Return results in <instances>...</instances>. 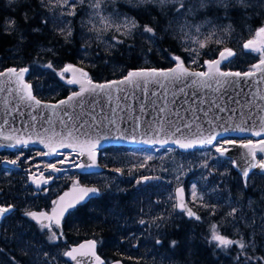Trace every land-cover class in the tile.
<instances>
[{"label":"water","instance_id":"water-1","mask_svg":"<svg viewBox=\"0 0 264 264\" xmlns=\"http://www.w3.org/2000/svg\"><path fill=\"white\" fill-rule=\"evenodd\" d=\"M249 40H256L259 44L261 40H264V36L256 37L255 31L254 36L248 38L245 43ZM226 48L231 49L234 55L221 59L220 53ZM235 55L236 51L233 48L225 46L213 58L204 59V69H193L180 58L183 68L187 69L188 73H210V76L207 77L184 75L176 78L172 74L134 77L130 82L110 84L104 90L85 92L65 104H60L59 101H67L73 92H79L81 87L79 83L68 84L74 89L56 100L39 98L31 87L32 96L35 97V100H31L27 99V91L14 76L11 78L7 75L0 77V149L13 150L21 146H34L43 151L40 155L42 158H51L60 151H68L76 156L75 170L94 173L102 170L99 162V150L111 145L173 146L181 151H189L203 146H211L223 137L249 138L235 141L234 144H224V147L228 148V152L224 156L231 158L232 165L233 161L239 162L238 166L233 165V168L239 172L244 182L241 169L250 157L247 156L248 149L242 145L249 140L254 145L264 140V131H262L264 128V66H260L259 70L223 69L222 63L229 61ZM208 61H220V63L210 65L206 63ZM259 64L260 59L254 63V65ZM66 65L73 66L72 69L64 73L67 74L66 81L69 79L84 81V86L88 87L86 83L88 79H91L93 84H108L111 81H122L129 71L175 68L176 61L168 67L131 68L120 77L103 81L93 80L89 75L82 76L79 71L75 70L82 69L88 74L87 70L73 62L63 64L61 71ZM8 68L28 69L27 66H7L0 72H5ZM249 71L254 72V75L227 77L220 75V73L243 74ZM28 72L29 69L25 72L23 81L32 86L27 79ZM36 100H39L40 103L36 104ZM256 132H259L260 135H254ZM212 133H215L216 137L212 144L194 143L192 147L182 148L176 142L177 140L185 143L198 141L210 137ZM149 140L152 143H148ZM50 148H56V152L45 155L44 153H48ZM90 156H94L95 163ZM256 160H264V153L257 151ZM3 162L5 165L13 164L7 159ZM50 170L54 172L51 168ZM262 171L264 170L259 167L253 168L250 170L249 176L253 172L261 174ZM35 172L28 173L27 180L35 190H40L48 185L49 180L44 172L38 175ZM44 180H47V183H44ZM80 188L95 187L82 184L71 185L64 192L58 194L54 200L57 201V205H53L50 210L32 212H44L51 215L54 207L72 203L80 194ZM178 188L183 189L180 196L177 195ZM65 193L68 195L65 196ZM94 195L95 193L89 194L75 206L88 201ZM60 197H65V199L61 201ZM179 200H182L187 208L194 212L193 207L188 203L185 189L180 185L175 188V204ZM72 208L65 211L64 215ZM177 209L187 218H194L189 217L186 211ZM6 214L0 216V221ZM63 217L60 218L61 221ZM33 220L37 222L35 219ZM44 222L47 223V221ZM57 228L61 229V222ZM87 241L96 242L94 238H84L71 243L65 252L78 248L81 244L86 245L83 251L89 252ZM94 252L105 264V259L97 252V242ZM77 258L81 264H97L95 257L90 254L83 257L78 255ZM65 259L70 264H76V261L70 257L65 256ZM117 262L124 264L120 258L113 259L107 264H117Z\"/></svg>","mask_w":264,"mask_h":264},{"label":"trees","instance_id":"trees-1","mask_svg":"<svg viewBox=\"0 0 264 264\" xmlns=\"http://www.w3.org/2000/svg\"><path fill=\"white\" fill-rule=\"evenodd\" d=\"M102 3L108 10L128 15L137 22L139 27L133 30L130 35H124V27L117 31L112 27L98 28L89 25L83 19L85 7L82 4L80 8L76 7L74 14H65L67 19L65 22L68 26L63 29L59 21L62 16L64 18L65 7L58 5L55 1L15 0L10 3L9 0H0V70L7 66H27L29 69L27 78L32 84L34 94L43 97L46 88H42V92H40L38 85H48L49 88L57 89L56 94L49 97L56 100L66 95L70 88L66 82L61 81L60 75L61 67L67 62L80 64L93 80L103 81L120 77L135 67L171 66V54H180L186 58L176 29L171 26L173 19L177 16L174 8L166 9L162 13L156 6L137 7L130 0H102ZM249 5L247 9L233 6L227 11V14L222 8L216 7L199 9L195 12V19L207 18L214 25V32L206 34L203 38L204 41L199 44L197 53L199 67L202 60L216 56L224 44H233L231 41L233 38L243 41L249 37L254 27L264 24L263 9L256 7V4ZM9 20L15 21L14 29H8L7 22ZM145 25L155 30L154 40L148 39L151 34H141L144 32ZM61 29H63V33ZM69 31L71 32L70 36L68 35ZM21 36H23V40H21ZM114 36L117 37L116 41L112 40ZM201 44L204 46L201 47ZM253 60L254 58L250 54H247L246 57L238 56L231 65L233 69L246 70L248 63ZM49 63L52 64V68L47 67ZM193 65L194 68L198 67V64ZM255 175L260 176L257 173ZM241 190V199L235 196V200L240 204H243L247 197H253L255 202L261 197V190L255 189V187L252 189L251 186H247V188L242 186ZM230 191H235V189L231 187ZM88 207L84 205L78 211L75 210L72 222L77 225L82 224L83 236L102 240L103 247L114 243L113 229L107 228L106 224L99 227L101 216L90 211ZM8 222H10L8 227L14 225L13 222ZM196 223L194 218L188 219L184 215L175 219L172 227L167 228V231L164 232L166 247H172L171 242L174 240L178 242L177 245L181 247L184 245L185 249L196 250L206 234L205 226L202 224L199 225L200 227H196ZM36 233H38L36 238L45 237V233ZM23 248L21 240L12 243L0 240V264H30L27 255H23ZM208 249L211 248L208 246ZM50 251L56 252L54 245ZM257 251H261L258 242ZM165 252H168L167 249ZM215 252L217 253L211 254V258L216 255L212 263L205 250L201 254L197 253L196 256L202 260L200 264H217V262L219 264H236L238 261L240 264H246L249 263V257H252L249 255L248 248L244 250L247 254L244 255V259L243 252L240 251ZM170 255L173 260L177 259L178 261H186L188 258L186 257L188 253L178 257L172 253ZM41 264L48 263L45 260Z\"/></svg>","mask_w":264,"mask_h":264},{"label":"rangeland","instance_id":"rangeland-1","mask_svg":"<svg viewBox=\"0 0 264 264\" xmlns=\"http://www.w3.org/2000/svg\"><path fill=\"white\" fill-rule=\"evenodd\" d=\"M52 1L57 3V0ZM95 3L96 0H68L67 4L57 3L65 7L64 18L62 16L59 24L63 26V29L64 27L67 28L68 24L65 22L67 20L65 14L73 11V7L74 9H76V7L80 8L82 4H84L83 19L87 24L98 28L112 27L114 30H116L117 26H120V29L124 27V21L129 17L125 14L108 10V8L103 6L102 0H100L98 8L93 7ZM190 3H198V0H192ZM249 4H256V7L264 11V0L249 1ZM195 12L191 15H177L173 19L171 26H174L176 29L186 58L180 54H171L170 58L172 64L175 62L174 58L179 57L193 69H204V60L201 61V66L199 67L200 62L197 59L198 47L200 42L204 41L203 38L206 34H212L214 32V25L212 21L207 18L195 19ZM261 26H264V24L254 27L249 37L254 36L255 31ZM226 29L225 27V30ZM112 40L116 41L117 37L114 36ZM231 41L233 44H224L221 48L225 46L231 47L236 51V55L229 61L222 63L221 67L223 69H233L231 63L234 62L236 57H246L247 54H250L254 60L248 63L246 70H252L254 63L261 59L260 53L244 49V40L233 38ZM193 64H198V67L194 68ZM66 78L67 74H64L63 77H61V81L66 82ZM69 87L68 92L74 89L72 86ZM42 88H46L45 94L43 93V97L37 96L44 100H52L49 97L55 95L57 89L55 87L49 88L48 85L39 84L38 89L40 92H42ZM245 139L248 138L223 137L212 146H203L189 151H181L173 146L160 147L152 145L124 147L111 145L99 150V162L101 165H106L108 171L100 173H80L76 170L72 172V170L69 169L68 178H77L85 185L97 184L101 189H109V194L112 193L111 191H125L131 186H138L140 184L141 186L145 185L148 202L141 208V213H145L148 217L147 219H142V221L146 224L144 226H147V229L144 227V232L146 233L145 237L150 238L153 245L156 244L158 239L164 238V233L162 232V234H159L157 231L160 230L165 223H168L167 226H169L171 224L169 222L171 218L178 219L183 216V213L179 212L177 208L174 207L175 188L180 185L185 189L188 203L193 207L196 216L200 218L197 220L194 217V220L197 222L195 226L200 227L199 225L202 224L205 226L204 229L206 234L203 236V240L200 241V245L196 250L193 248L185 249L184 245L182 247L180 245L169 247V249L172 250L171 253L177 257L179 255L183 256L184 253H188L186 261L173 260V257L171 258V255L166 253H164V255L157 253L143 258L133 257L134 260H143V264H174V262H176V264H200L202 260H199L196 254H201L203 250L207 252V256L210 258L213 252L217 253L215 252L217 250L223 253H229L234 250L236 252L240 251L243 252L244 259V255L246 254L244 252L245 249L241 250L238 245H230L226 248L217 247L215 241H209L211 240V226L213 224L218 226L219 232H222L224 236L229 237L231 240L243 239L248 245L246 248L249 250V255L252 256L249 257V259L252 258L249 261L250 264H264V175L259 174L260 176H256V173L253 172L247 179L249 187L251 186L252 189L255 187V189L261 190L260 199L255 202L253 197H247L244 203L240 204L235 200V196L241 199V187L244 186V182L239 172L233 168L231 158L224 155L221 156L220 153L216 151V147L224 146L226 140L243 141ZM38 152V149L29 150V154L23 152L24 159L26 162H29V160L38 161L39 157L36 155ZM15 156L17 157L18 154ZM149 157L153 160L147 163H141L144 160L149 161ZM259 159H261V157H259ZM43 161L44 160L41 162ZM44 162L49 163V161ZM134 162L137 164L139 163L138 167ZM141 165H143V167H141ZM117 169H120V171H116ZM140 169H144L146 173L140 176L134 174L132 183H128L123 179V173L130 171L137 172ZM233 170L235 171L234 173L232 172ZM9 172L10 171H5V176H8ZM13 173L16 177L21 178L19 192L23 194L22 196L25 198L32 197L34 194L32 190L33 187L27 181L26 172L22 170L20 172L14 171ZM145 177L149 179H144ZM56 181L57 183H53V187L50 188L51 190L49 192H56L60 187L61 177H58ZM194 186L196 199L193 198ZM231 187L234 188L235 191H230ZM154 195H156V198ZM30 201L31 200H28L27 204H23L22 210H26L27 207L30 206ZM249 201L252 202L251 207L249 206ZM6 204V202H0V205L5 206ZM232 207L239 209L235 218L228 216ZM89 210L101 216L102 222L107 225V228L112 227L110 223L105 222L107 219L106 213H103L102 210L92 205L89 207ZM107 211L109 214L112 211V207H109V209L107 208ZM253 219L255 220V224L252 223ZM137 223L140 224L141 222ZM171 227L172 226L169 228ZM122 236H124V234H122ZM119 239L123 240L122 237ZM20 240L23 241L24 245L22 251L28 253V248L32 249L30 239L23 240L21 237ZM209 242H211V249H208L207 246ZM257 242L261 249L260 252L257 251ZM62 253L63 250L59 247L56 249V252L40 251L39 254L30 256L29 263L38 264V262H40L41 264V262L43 263V261L46 260L45 258H47L48 264H68L65 258L62 259ZM126 255L132 258L129 254ZM215 257L216 255H213L211 263ZM217 264H219V262H217Z\"/></svg>","mask_w":264,"mask_h":264},{"label":"flooded vegetation","instance_id":"flooded-vegetation-1","mask_svg":"<svg viewBox=\"0 0 264 264\" xmlns=\"http://www.w3.org/2000/svg\"><path fill=\"white\" fill-rule=\"evenodd\" d=\"M247 39L243 41V46ZM35 149L38 148L29 145L14 148L13 150L0 149V202H6V205L14 206L12 210L8 214H6L0 221V240H2L3 242L7 241L9 243H12L16 240H20L21 237L23 238V240L30 239L32 249L28 248V253L23 252V255H27L28 259H30V256L32 255L35 256L39 254L40 251H50L51 247L54 245L55 249H58L59 247L63 250L61 257L62 259H64V253L71 243L78 242L84 238H89L83 236L84 228L82 227V224L79 223L77 225L76 223L74 224L72 222L74 219L75 210L78 211L84 205L89 207L92 205L93 207L102 210L103 213H106L107 219L105 220V222L110 223L112 225V227L110 228L113 229L115 233L114 243L107 244L106 247H103L102 240H100L99 238L91 237L96 240L97 252L105 259V264L116 258L122 259L124 264H143V260L138 261L137 259L134 260V258H143L145 256H151L157 253H161L162 255H164V253L171 254V250L165 245L164 238L158 239L157 241H160V243L156 242V244L153 245V243H151L150 238L145 237L146 233L144 232V227L147 229V226L144 225L146 224L137 223L141 222L142 219H147L148 217L147 215H145V213H141V208L146 202H148L146 195L147 190L145 188L146 186H141V184L138 186H131L125 191H111L112 193L110 194L108 193L109 189H101L99 185L93 184L94 187L98 189V192L95 193L93 197L89 198L88 201L80 205L74 206L72 209H70L64 215L61 221V229H58L56 225L52 226L51 231H49L47 228L41 229L40 224L35 222L32 217L26 215V213L35 210H50L53 206V201L56 199L59 193L64 192V190L69 188L71 185H80L83 182H80L77 178H68L69 169L72 170V172H74L73 170H75L74 166L76 164V156L74 154L63 150L60 151L54 157L42 158L40 157V155L43 151L38 149L39 152L36 155L39 157V160H29V162H26V160L24 159L23 152L29 154V150ZM16 154H18L17 157H19V159H17V157L15 156ZM5 159L9 161H16V163L12 165H5V163L3 162ZM42 160L49 161V163H45L44 161L41 162ZM151 160L153 159H150L149 161L144 160L141 163H147ZM60 161H64L67 163H60ZM48 164H56L60 171H58L57 173L52 172L50 168L47 167ZM134 164L137 167L139 165V163L137 164L135 162ZM102 166L103 169L96 173L108 171L106 165ZM22 170L26 172V175L35 171L36 175L40 174L41 172H44V175L49 180L48 185L42 187L40 190H35L34 188H31L34 192L32 197H23V194L19 192L21 178L16 177L13 173L14 171L20 172ZM5 171H10L8 176H5ZM145 173L146 172L144 171V169H140L137 172H125L123 173L122 177L128 183H132V181L134 180V174H136V176H140L144 175ZM58 177H61L60 187L57 189L56 192H49L51 190L50 188L53 187V183H57L56 179ZM155 196L156 195H154V197ZM28 200H31L30 206L27 207L26 210H22L23 204H27ZM109 207H112V211L109 213L112 219L110 218V215L107 211V208L109 209ZM175 219L171 218L169 220L171 224L167 226L168 223H165L164 226L157 232L159 234H162V232H166L167 228L172 226V223ZM8 221L13 222L14 225L8 227V224L10 223ZM98 226H104L102 218ZM36 232L45 233V237L39 236L36 238V236H38V233ZM52 232H55L58 237L54 241L49 240V236L52 234ZM219 233L223 234L222 232ZM122 234H124V236H122ZM79 236H81V238H78ZM121 237L123 238V240L119 239ZM210 243L211 242H209V244L207 245L211 248ZM165 249H167L168 252H165ZM126 254H129L132 258L128 257ZM251 259H249V261ZM68 264L70 263L68 262ZM174 264H176V262H174ZM236 264H240V262L238 261Z\"/></svg>","mask_w":264,"mask_h":264},{"label":"snow or ice","instance_id":"snow-or-ice-1","mask_svg":"<svg viewBox=\"0 0 264 264\" xmlns=\"http://www.w3.org/2000/svg\"><path fill=\"white\" fill-rule=\"evenodd\" d=\"M10 3L15 2V0H9ZM130 2L134 5V6H148V5H152V6H156L160 9V11L162 13L165 12L166 9L171 10L172 8L175 9V14L176 15H191L193 14L195 11H198L199 9H207V8H211V7H216L218 9L222 8L225 11V14H227V11L232 8L233 6H239L241 8L247 9L250 5H249V0H198V3H190V0H130ZM57 3H63V4H67L68 0H57ZM100 5V0H96V3L93 5V7H99ZM74 7H73V11L69 12V15L74 14ZM25 19H27V17L25 16ZM8 25V29H14L15 27V21L14 20H9L7 22ZM139 27V25L137 24V22L134 19L131 18H126V20L124 21V35H130L133 30L137 29ZM117 31H120V26H117L116 28ZM199 30V29H197ZM61 32L63 33V29H61ZM10 34V32H9ZM142 35H146V34H151L150 36H148L149 40H154L155 39V30L148 26L145 25L144 26V32L141 33ZM68 35H71V32H68ZM264 36V26L259 27L256 30V37H262ZM21 40H23V36H21ZM122 42V41H121ZM204 45L201 44V47H203ZM244 49H248L251 51H255L260 53L261 55V59H260V64L259 65H253L252 68L259 70L260 66H264V40H261L259 42V44L257 43L256 40H249L244 44ZM149 51H151V49H149ZM232 55H234V53L232 52L231 49H224V51H222L220 53V57L221 59H225L227 57H231ZM176 61V67L175 68H170L167 70H157L155 68L153 69H140L137 70L135 72L133 71H129L127 76L124 77V79L122 81H111L108 84H93L91 79H88L86 81L88 87H85V82L84 81H80V80H76V79H69L67 81L68 84H76L79 83L81 85L80 87V91L79 92H73L71 96L68 97L67 101L65 100H61L59 101L60 104H65L68 101L73 100L75 97H79L81 95H83L85 92H96L97 90H104L106 88L109 87L110 84H121V83H125V82H130L132 81V79L134 77H147V76H166L169 74L174 75L176 78H180L181 76L184 75H196V76H210V73H188L187 69L183 68L182 62L180 61L179 57H175L174 58ZM210 65H218L220 63V61H208L206 62ZM48 68H52V64L49 63L47 65ZM72 65H66L64 67V69L61 71L60 75L61 77H63L64 73L68 72L70 69H72ZM28 69L27 68H20L19 70L15 69V68H8L5 70V72H0V77L3 76H8L9 78L11 77H15L16 80L23 86V89L27 91V99H31V100H35V97L32 96L31 93V85L30 84H25L23 81V77L25 72H27ZM75 71H79L82 76H87L88 74L86 72H83L82 69H76ZM217 71H219V69L217 68ZM221 76L227 77V76H240V75H244V76H252L254 75V72L249 71L246 73H220ZM17 91H20V89H17ZM22 99L24 98L23 96L21 97ZM40 101L36 100V104H39ZM54 107V106H53ZM244 130V129H241ZM262 131H264V128H262ZM254 135L259 136L260 133L256 132L254 133ZM215 133H212L210 137L208 138H204V139H200L198 141H189V142H182L180 140H177L176 142L180 145V147L182 148H189L192 147L194 143H200V144H212L213 140L215 139ZM17 143H20V141H17ZM148 143H152L151 140L148 141ZM163 143V142H161ZM235 141H225V144H234ZM63 146V145H61ZM244 148L248 149V153L247 156L250 157L249 160L246 161V165L241 169L242 175L244 177V187L247 188L248 183H247V178L249 177V172L251 169L259 167L260 169L264 170V160H256V153L257 151L264 153V140H261L258 142V144H253V142L251 140L247 141V143L242 145ZM216 151L218 153H220L221 156L225 155V153L228 152V148L224 147V146H218L216 147ZM56 152V148H50L48 153H44L45 155H49L51 153ZM90 158H92L93 163H95V159L94 156H90ZM17 159H19V157H17ZM150 159V157H149ZM10 163H16V161H10ZM60 163H64V161H60ZM237 161H233V165L234 166H238ZM79 167V165H77ZM48 168H51L54 172H58L60 171V169L57 167L56 164H48L47 165ZM141 167H143V165H141ZM116 171H120V169H117ZM261 175H264V171L261 172ZM144 179H149L148 177H145ZM44 183H47V180L43 181ZM177 195L180 196L183 192V189L178 188L177 190ZM98 189L96 188H80L79 189V195L72 201V203L69 204H64L62 207H54L52 210V214L49 215L48 213H36V212H27L26 215L32 217L33 219H35L37 221V223L40 224L41 229H45L47 228L49 231H51L52 226L56 225L57 227H59L60 225V218L63 217L65 211H67L69 208L74 207L77 203L83 201L85 199V197H87L89 194L91 193H97ZM68 194L65 193V196H67ZM193 198L196 199V192H195V186L193 187ZM65 199V197H60V200L63 201ZM53 205H57V201H53ZM206 206V205H205ZM249 206H252V202L249 201ZM14 206L13 205H8L7 207L4 206H0V216H3L4 214L8 213L9 211L12 210ZM174 207L181 209L182 211H186L189 217H195L197 220L200 219L198 216H196V214L189 208H187L186 204L182 201L179 200L177 202V204L174 205ZM239 211L238 208L236 207H232L231 211L228 213V216H231L233 218L236 217L237 212ZM243 218V217H241ZM44 221H47V223H45ZM141 223H143V221H141ZM253 224H255V220L253 219L252 221ZM62 235V234H61ZM57 234L55 232H52V234L49 236V240H56ZM211 241H215L216 242V246L217 247H228L230 245H238L239 248L241 250L245 249L246 247H248V245L243 241V239L240 240H231L228 239L227 237L221 235L219 233L218 230V226L213 224L211 226ZM95 241H87V248L89 249V252H85L83 251L86 247V245L81 244L79 245L78 248H73L67 252L64 253L65 256L70 257L72 260L76 261V264H81L80 260L77 258L78 255L83 257L86 255H91L95 257V261L97 262V264H104V262L101 260V258L99 256H96L95 252H94V248H95ZM157 243H160V241H157ZM177 241H172L171 242V246L175 247L177 245ZM117 264H119V262H117Z\"/></svg>","mask_w":264,"mask_h":264}]
</instances>
